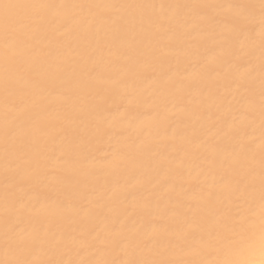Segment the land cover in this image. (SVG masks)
<instances>
[{
	"label": "snow or ice",
	"instance_id": "obj_1",
	"mask_svg": "<svg viewBox=\"0 0 264 264\" xmlns=\"http://www.w3.org/2000/svg\"><path fill=\"white\" fill-rule=\"evenodd\" d=\"M117 7L154 5L0 0V221L4 252L0 264H238L224 257L253 253L257 221L264 229V0L229 5L235 10L228 18L230 34L220 31L223 21L209 17L203 26L194 28L201 33L199 38L193 30L183 31L163 47L154 36L155 42L146 44L149 38L142 29L135 30L132 18L77 19L59 11ZM169 7L205 10L222 6ZM256 9L261 25L258 174L254 167L240 162L245 149L236 143L243 127L254 123L257 115L251 79L254 69L247 77L234 79L241 56L230 51ZM212 54H216L217 64L224 62L225 54L232 57L225 84L214 76L216 64L209 60ZM184 62L196 66L194 78L182 71ZM149 70L174 72L183 81L186 96L198 89L210 102L202 99L197 104L188 99L183 109L194 122L182 140L196 149L185 150L184 157L199 164L187 175L180 167L150 168L145 180L133 185L145 195L140 202L129 203L119 189L109 188L107 180L97 187L94 174L83 164L80 141L85 132L100 137L114 127L103 120L110 105H123L127 113L144 103L130 81L140 80ZM235 93H241L239 98ZM80 122L91 128L82 130ZM211 129L215 132L210 142H198L200 135ZM228 147L233 149V162L226 160ZM185 184L193 186L198 198L193 199ZM49 202L68 228L79 233L78 244L95 249L103 258L93 254L89 259H64L59 246L52 247L53 225L45 214ZM66 209L72 215L65 218ZM157 220L161 221L158 226ZM25 224L29 228L22 227ZM37 251L49 258H33ZM121 255L126 258H119Z\"/></svg>",
	"mask_w": 264,
	"mask_h": 264
},
{
	"label": "bare ground",
	"instance_id": "obj_2",
	"mask_svg": "<svg viewBox=\"0 0 264 264\" xmlns=\"http://www.w3.org/2000/svg\"><path fill=\"white\" fill-rule=\"evenodd\" d=\"M9 3H40L52 2L59 4H151V8H113V9H91L81 11L79 9H60L59 11L67 16L79 19L87 16L89 20L95 17H127L132 18L136 31L143 30L146 37V44L154 43L151 38L154 36L159 41L161 47L170 41H174L180 32L193 30V35L197 38L201 35L196 26H203L206 18L215 17L223 21L220 31L225 34L232 32V25L228 18L235 15V10L229 5L245 2V0H5ZM207 3L211 5H221L205 10L177 9L169 7L174 4H197ZM161 5H164L162 8ZM17 11V10H13ZM253 19L251 23L242 27L238 41L230 49L232 53L241 56L239 72L233 73V78L240 76L247 77L249 70L251 79L254 81L256 94L253 97L257 105V115L254 123L243 127L240 137L236 143L242 144L245 155L240 162L245 167L251 165L259 173L260 158V131H259V64L261 51V25L259 10L251 13ZM220 49L217 48V52ZM183 60V55L179 54ZM232 57L228 54L224 56L223 63H216V54L209 56V60L216 64L214 76L222 84L227 83L224 77L231 71L229 61ZM182 71L186 76L193 77L196 66L192 63L184 62ZM171 81V83H169ZM132 86L140 94L144 103L141 106L133 107L125 113L124 106L110 105L103 113L105 124L114 125L103 136L96 137L89 132L83 133L80 141V151L83 152V164L90 169L97 179V187H101L107 180L109 188L119 189L127 198L129 203H138L142 200L145 192L142 188L133 187L145 180V173L150 168L160 166L161 169L180 167L185 175L189 170H194L199 161H189L184 157V151H195L193 145L183 143L182 137L190 132V125L194 118L189 117L183 111L188 99H193L197 104L206 97H201L198 89L192 90L191 97L186 96L182 90L183 81L175 76L174 72L162 74L158 70H149L137 81H130ZM243 92V90H241ZM241 93H235L239 98ZM232 90L229 89L228 99H232ZM199 113H197L198 115ZM83 130L86 126L91 128L86 122L79 123ZM3 128V109L0 106V129ZM215 129H211L200 135L198 142H210ZM175 147V150H174ZM239 151V149H237ZM123 157L121 160L120 158ZM233 149L228 147L226 160L234 161ZM120 160L119 164L113 166L114 162ZM0 161H2V151H0ZM211 183V180H209ZM185 188L193 189L192 185L185 184ZM2 195V186H0ZM193 199L198 198V192L192 190ZM39 207V205H38ZM257 211H259L257 207ZM45 214L51 219L53 225L54 239L52 247L59 248L64 252V259H89L103 258V254L95 249H88L78 244L81 239L78 232L68 228L66 220L61 218L57 209L49 202L45 209ZM0 215H2V202H0ZM70 210L63 212V217H69ZM161 221L155 223L158 226ZM139 226V225H138ZM22 227L29 228L27 224ZM76 241L77 243H73ZM255 251L253 253L237 252L227 256L228 259L238 262V264H248L249 261L259 259V236L255 237ZM147 255V253H145ZM4 257L3 252V225L0 221V259ZM33 258H49L37 251ZM119 258H126L121 255ZM216 257L210 256L209 259Z\"/></svg>",
	"mask_w": 264,
	"mask_h": 264
},
{
	"label": "clouds",
	"instance_id": "obj_3",
	"mask_svg": "<svg viewBox=\"0 0 264 264\" xmlns=\"http://www.w3.org/2000/svg\"><path fill=\"white\" fill-rule=\"evenodd\" d=\"M259 236V259L251 260V264H264V229L261 228L259 221H257V229L255 237ZM228 259L227 257H224Z\"/></svg>",
	"mask_w": 264,
	"mask_h": 264
}]
</instances>
